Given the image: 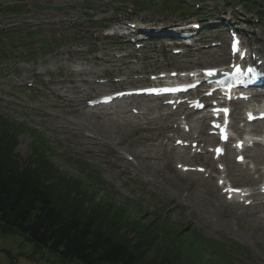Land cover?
<instances>
[{"label": "rangeland", "instance_id": "374dc122", "mask_svg": "<svg viewBox=\"0 0 264 264\" xmlns=\"http://www.w3.org/2000/svg\"><path fill=\"white\" fill-rule=\"evenodd\" d=\"M220 1L216 4L212 0H173L174 3L170 0H0V124L16 128L18 143L14 160L18 165L14 169H27L35 138L45 141L51 167L66 181L77 182L83 191L87 188L89 199L96 195L102 204L129 208V216L140 218L145 224L155 221L162 225L170 221L174 225L170 227L173 238L179 243L181 239H193L199 232L207 239L247 250L248 253L239 256L245 264H264V212L260 216L253 212L248 221L242 215L229 214V210L211 216L201 214L184 184L163 172L165 160L160 150L146 143L152 137L143 130L148 120L138 121L122 109L115 116L103 118L87 108L88 100L116 88L110 80L115 79L118 71L131 75V68L124 66L132 62L131 58L123 57L149 56L158 63L157 67L185 64L177 58L167 61L163 58L167 43L147 46L135 53L126 47V42L120 45L116 39L118 44L110 45L104 40L112 33L108 28L115 24H141L147 30H155L182 19L179 7L168 9L165 4L175 6L183 2L193 13L205 9L214 18L236 13L244 22L255 24L247 30L253 43L262 39L263 50L264 22L256 23L258 15L244 12L239 1L230 5ZM15 29H19L21 36L19 40L15 38L18 45L10 55L6 49L10 39L7 31ZM120 29L121 33L128 30ZM201 58L208 66L224 60L226 51L216 49ZM195 62L199 61L195 58ZM133 65L135 71L141 70L140 62ZM109 75L111 78H107ZM130 80L138 79L130 76ZM71 82L81 89L73 91ZM83 82L95 83L87 86ZM155 118L153 114L148 119ZM51 191L61 208L69 210L71 203L63 193L57 189ZM92 204V200H86L82 212L92 208ZM214 206L218 210L224 204L216 202ZM113 232L119 237V230L114 228ZM7 252L13 254L17 264H66L22 236L0 231V264H10Z\"/></svg>", "mask_w": 264, "mask_h": 264}, {"label": "trees", "instance_id": "16d2710c", "mask_svg": "<svg viewBox=\"0 0 264 264\" xmlns=\"http://www.w3.org/2000/svg\"><path fill=\"white\" fill-rule=\"evenodd\" d=\"M242 1L245 9L264 14V0ZM176 7L182 16L191 12L183 2L175 4ZM178 12L176 9L175 13ZM196 15L203 18L205 14ZM9 33L11 40L20 35L18 31ZM15 131L12 125L0 124V231L3 234L20 235L66 264H242L235 259L233 254L238 250L234 248L228 250L199 234L179 243L173 238L170 227L174 225L170 221L162 225L155 221L145 224L140 218L129 216V208L102 204L96 195L89 199L87 188L83 191L77 182L66 181L51 167L45 141L35 138L27 169H14L18 165L14 160L18 143ZM54 189L70 201L69 210L61 208L51 191ZM76 195L79 197L75 200ZM86 200H92L94 205L83 213ZM114 228L120 231L119 237ZM7 255L10 264H17L13 254L7 252Z\"/></svg>", "mask_w": 264, "mask_h": 264}, {"label": "bare ground", "instance_id": "6f19581e", "mask_svg": "<svg viewBox=\"0 0 264 264\" xmlns=\"http://www.w3.org/2000/svg\"><path fill=\"white\" fill-rule=\"evenodd\" d=\"M144 29H146L145 31H147L148 27H146ZM147 32H149V31H147ZM255 53H256V51H255ZM259 56H260L259 60H262V59L264 60L263 54L259 53ZM83 83L86 84L87 86H93V84L95 82L94 83L93 82H83ZM72 88H73V91L80 90V87L77 86L74 82H73ZM141 98L144 99L145 97H141ZM167 110H168L167 108L162 109V111L165 112V115H161V116L156 115L158 118L154 119L151 122V125L152 124L156 125L157 122L163 118H166V120H171V119L176 120V118L178 117V114L174 113V112L166 113ZM152 111L153 110H151V112ZM193 115L194 114L192 112L188 113V115L185 117V120L194 118ZM235 116H238V114H235ZM155 125H153V127L149 129V131L151 133H154L156 131H162L161 129L159 130V129L154 128ZM181 125H182V123H178V121H176L172 125V126H176V128H171L172 132H174V135L171 138L166 137V139H168V142H172V139L175 135H183V133L181 131ZM204 126H205V120L203 119V121L199 122V124H198V127L200 128L199 129L200 141L202 143L215 141L216 140L215 137L207 136ZM194 142H197V141H194ZM177 150L178 149L174 147L172 149L171 155L167 157L166 168L176 180H178V181L180 180L184 184L183 186L188 190V196H190L193 199V202L195 203V207L198 209V211L201 214L206 215V216H211V215H215V214H218L221 212L224 213L225 210H230L229 214L236 215V216L242 215V217L248 221L249 218H252L253 212H254V215H256V216H257V214L263 213L264 205H262L263 206L262 210H257V209H255V208H257L256 205H253L252 208L251 207L245 208L244 205L241 206V204L238 202H234V203H231L228 205H224L222 209L217 210L215 208L214 204H216V202H222V197H223V196H221V189L217 185V180H216V184H215L212 181L204 180L200 176V174H197V173L178 172L173 166L174 161L178 160V161L189 162L190 159L185 158L186 155L177 157L174 154V153H178ZM184 150L186 151L187 149H184ZM229 150H231V148H229ZM263 152H264V150L262 148H259L258 151L250 152V155L245 157V158L250 159V161L258 167L257 170L255 171L256 174L260 173L259 166L262 163H264ZM207 154H210V152ZM190 158L192 160H194L193 162L198 163L199 165H202V166L206 165L208 167V169H210V170L214 169V166H216V162L211 157L208 158L205 156H196L195 155V156H190ZM222 162L226 165L228 177H230L232 179L233 183H241L242 185H245V186L257 184L258 180L251 174V172H249L250 171L248 168L249 165H242V164L237 163L236 162V156L233 157L232 155H229V156L226 155V157L222 158ZM213 171H215V170H213ZM235 173H238V174L236 175ZM196 176H199L200 179L195 180ZM211 178H213V176H211ZM249 198H255L256 199V198H258V194H254L253 196H250ZM237 205L241 206L243 209L242 208L241 209L236 208L235 206H237Z\"/></svg>", "mask_w": 264, "mask_h": 264}]
</instances>
